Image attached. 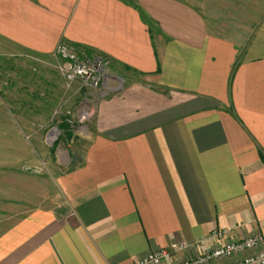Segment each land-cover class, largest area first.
I'll list each match as a JSON object with an SVG mask.
<instances>
[{
	"label": "crops",
	"instance_id": "obj_1",
	"mask_svg": "<svg viewBox=\"0 0 264 264\" xmlns=\"http://www.w3.org/2000/svg\"><path fill=\"white\" fill-rule=\"evenodd\" d=\"M209 3L0 0V50L50 60L66 41L120 86L50 205L0 231V264H139L181 241L209 250L214 229L264 237V11L222 35Z\"/></svg>",
	"mask_w": 264,
	"mask_h": 264
},
{
	"label": "rangeland",
	"instance_id": "obj_2",
	"mask_svg": "<svg viewBox=\"0 0 264 264\" xmlns=\"http://www.w3.org/2000/svg\"><path fill=\"white\" fill-rule=\"evenodd\" d=\"M209 2L202 8L222 35L253 31L264 11L256 6L260 0ZM55 62L54 56L48 60L0 50V231L28 211L50 205L59 190L58 176L86 144L93 123L94 114L78 119L93 93L80 85L68 90Z\"/></svg>",
	"mask_w": 264,
	"mask_h": 264
},
{
	"label": "built area",
	"instance_id": "obj_3",
	"mask_svg": "<svg viewBox=\"0 0 264 264\" xmlns=\"http://www.w3.org/2000/svg\"><path fill=\"white\" fill-rule=\"evenodd\" d=\"M53 56L56 58L54 67L68 90L80 85L93 93L78 115L80 120H86L95 113V104L106 92L120 88L119 85H109L114 78L110 60L101 55L88 56L84 50L61 41ZM91 104V107L88 106ZM67 114L66 120L71 123L72 114ZM211 237L214 245L209 250L201 249V242L198 241H181L171 247L147 252L139 264H264V237L261 232L233 237L228 229L222 228L212 230ZM178 251L182 256L176 258Z\"/></svg>",
	"mask_w": 264,
	"mask_h": 264
},
{
	"label": "trees",
	"instance_id": "obj_4",
	"mask_svg": "<svg viewBox=\"0 0 264 264\" xmlns=\"http://www.w3.org/2000/svg\"><path fill=\"white\" fill-rule=\"evenodd\" d=\"M63 126L65 128V131L67 132L66 134L71 137L72 136V131L71 129L68 127V125L66 123H63Z\"/></svg>",
	"mask_w": 264,
	"mask_h": 264
}]
</instances>
